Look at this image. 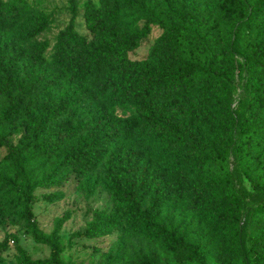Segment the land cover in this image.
<instances>
[{
	"label": "trees",
	"instance_id": "16d2710c",
	"mask_svg": "<svg viewBox=\"0 0 264 264\" xmlns=\"http://www.w3.org/2000/svg\"><path fill=\"white\" fill-rule=\"evenodd\" d=\"M69 6L50 52L35 40L49 16L0 0V219L50 248L33 258L7 234L0 259L13 240L15 264H69L74 238L120 233L101 264H227L228 235L252 214L243 260L264 264V198L253 209L238 189L240 169L264 196V0ZM79 8L87 35L77 30ZM154 27L162 31L149 53L133 59ZM72 178L83 192L103 188L113 206L92 210L66 242L72 212L46 232L33 204L38 189L58 188L42 198L61 201Z\"/></svg>",
	"mask_w": 264,
	"mask_h": 264
},
{
	"label": "rangeland",
	"instance_id": "374dc122",
	"mask_svg": "<svg viewBox=\"0 0 264 264\" xmlns=\"http://www.w3.org/2000/svg\"><path fill=\"white\" fill-rule=\"evenodd\" d=\"M28 4L49 16L51 25L49 28L39 34L36 41H48L51 52L55 39L58 33L63 30L71 19V10L69 0H26ZM85 0H79V7ZM83 10L78 9V16L76 19L77 30L82 35H87L88 30L83 20ZM141 24H143L141 22ZM24 23L18 28V31L24 27ZM161 29L154 27L149 38L145 39L139 48L131 52L133 59H143L149 53L150 47L153 45L155 39L160 35ZM239 82L241 78L239 77ZM240 89H238L239 91ZM7 129L0 126V134L6 133ZM13 141L16 142L18 136H13ZM7 153V148L0 149V159ZM42 190L36 191L37 199L33 204V211L36 220L40 223L41 228L46 232H51L54 227L55 220L62 216L66 211H71V218L64 224L61 231V236L67 242L71 234L78 231H84L88 222L92 219V210L95 209H111L113 204L110 196L103 188H98L94 193H87L79 190L74 178L66 182L60 190L65 194L61 201L55 203L45 202L42 195L48 191L57 190ZM238 189L247 197V201L255 209L261 202L263 195L254 191L251 182L246 178L244 173L238 170ZM253 215L243 216L240 222V231L229 234V243L233 251L227 252V264H245L243 257L247 255L251 257V242L249 241V234L255 224ZM7 234H15L19 239V244L29 251L33 258H46L50 255V248L46 245L36 243L31 234L26 232L24 226L17 224L13 218L0 219V242L3 241ZM120 233H114L101 238H74L71 244L67 245L63 257L69 260V264H101L103 261V254L109 249L111 243L117 240ZM16 243L10 240L9 249L3 254L0 259L2 264H15L14 257Z\"/></svg>",
	"mask_w": 264,
	"mask_h": 264
}]
</instances>
